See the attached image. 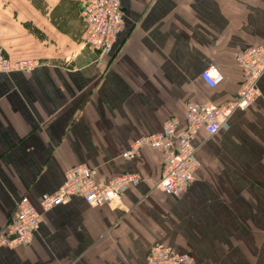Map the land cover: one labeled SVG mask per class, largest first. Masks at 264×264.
<instances>
[{"label": "crops", "instance_id": "0c3cea01", "mask_svg": "<svg viewBox=\"0 0 264 264\" xmlns=\"http://www.w3.org/2000/svg\"><path fill=\"white\" fill-rule=\"evenodd\" d=\"M69 1L40 0V9L0 0L12 7L6 53L39 61L0 74V232L19 198L37 206L68 169L87 167L100 184L122 174L138 181L117 201L72 198L42 212L28 244L0 247V264H143L152 246L190 264H264V73L246 111L213 136L195 134L198 166L180 198L156 188L158 152L121 157L165 119L182 123L187 103L234 97L235 55L264 44V0H119L122 28L103 60L83 44L79 15L78 29L63 25ZM208 65L223 77L212 89L199 79Z\"/></svg>", "mask_w": 264, "mask_h": 264}, {"label": "built area", "instance_id": "2783aa9c", "mask_svg": "<svg viewBox=\"0 0 264 264\" xmlns=\"http://www.w3.org/2000/svg\"><path fill=\"white\" fill-rule=\"evenodd\" d=\"M78 15L83 25V44L96 53L98 60L109 57L122 28L123 14L119 0H77ZM38 66L35 60L13 61L0 43V74L28 73ZM235 66L241 81L234 97L222 104L210 101L189 102L180 123L169 117L155 134L133 140L121 157L135 159L142 148H150L161 155V172L156 188L170 198L178 199L193 182L198 164L196 148L192 144L195 134L203 130L207 136L215 135L235 112H244L258 97L257 83L264 73V44L250 45L235 55ZM199 79L215 88L222 81L220 71L208 65L199 73ZM138 178L122 174L105 184L95 181L91 169L78 166L68 169L63 184L52 196L38 200L37 206L27 197H21L14 212L0 232V247L12 249L28 244L42 216V212L70 201L81 199L88 207H96L120 198L122 189ZM187 254H177L165 246H152L146 251L143 264H190Z\"/></svg>", "mask_w": 264, "mask_h": 264}, {"label": "rangeland", "instance_id": "374dc122", "mask_svg": "<svg viewBox=\"0 0 264 264\" xmlns=\"http://www.w3.org/2000/svg\"><path fill=\"white\" fill-rule=\"evenodd\" d=\"M30 1L32 3H34L37 7L40 6V0H30ZM72 1L71 2L69 1L68 2L69 5H67L66 7H64V9H62L60 15L64 16V19L63 20H68L67 22L64 21V24L63 25L69 26L70 29H73L74 30V29H78L77 27H75L76 26L75 19H76V17L78 18V9H77L78 2H77V0H72ZM39 8L40 9H43L42 7H39ZM11 9H12V7H8V6L4 5V4L3 5L0 4V43H1L2 47H3V43L1 41L2 40L1 38L4 35V33L11 34L10 31H13L14 30L13 27H12V24H13L12 20L11 19H8V21H5V19L8 18L6 16L7 15L10 16L11 11H12ZM4 51H5V49H4ZM5 53H6V51H5ZM7 57L10 60H13V61L35 60L36 62H39L36 59H32V58H28V57H21L20 59H12V58H10L8 56V54H7ZM3 75L8 76L9 74H3ZM7 93L10 94V92H7Z\"/></svg>", "mask_w": 264, "mask_h": 264}]
</instances>
